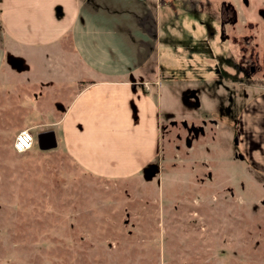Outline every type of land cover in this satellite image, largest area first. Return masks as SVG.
<instances>
[{"label":"rangeland","instance_id":"rangeland-1","mask_svg":"<svg viewBox=\"0 0 264 264\" xmlns=\"http://www.w3.org/2000/svg\"><path fill=\"white\" fill-rule=\"evenodd\" d=\"M146 1L157 16L155 50L126 78L139 81L137 90L147 87L163 114L176 116L183 111L182 92L197 88L194 116L213 118L218 128L179 149L172 128L160 140L152 178L143 173L148 162L127 177L94 174L72 154L74 138L65 133L76 83H85L70 37L45 47L7 49L8 68L0 69V264H264V96L237 98L232 83L221 84L206 69L214 67L210 58L180 56L208 37L199 23L202 12L196 17L186 6L193 0ZM222 3L237 15L226 26L229 44L251 32L264 56V19L256 15L264 0H248L247 6L208 0L201 10L218 19ZM136 35L106 49L113 67L126 64L131 52L137 60L136 48L150 49ZM209 43L221 48L216 38ZM11 57L16 67L8 63ZM22 129L31 131L35 144L18 153L13 142ZM45 130L54 131L57 145L40 150L36 136ZM82 135L87 140L93 129L86 126ZM101 143L97 150L109 147ZM207 172L210 179L200 181Z\"/></svg>","mask_w":264,"mask_h":264},{"label":"crops","instance_id":"crops-1","mask_svg":"<svg viewBox=\"0 0 264 264\" xmlns=\"http://www.w3.org/2000/svg\"><path fill=\"white\" fill-rule=\"evenodd\" d=\"M156 19L146 0H0V69L8 68L3 65L9 48L45 47L70 37L85 83H76L79 88L65 112L68 117L65 133L74 138L68 141L72 154L94 174L127 177L139 172L155 156L159 103L156 99L152 101L154 96L147 87L136 89L139 82L136 78L126 77L128 70L144 65L154 53ZM149 27L152 35L148 34ZM137 30L145 32L144 37L136 35ZM133 35L141 42L145 40V45L152 40L153 47L146 45L147 49L150 45L147 51L136 48L137 60L131 52L126 64L123 61L121 66L113 67L106 49L122 36ZM45 52V58L55 53ZM8 63L15 65L12 57ZM55 64L59 66L58 62ZM157 88L160 90V84ZM131 103L136 108V121ZM77 124L82 126L81 130ZM86 126L94 133L87 140L82 135ZM102 130H106L109 140L102 137ZM121 132L128 137L121 136ZM101 142L109 147L97 150Z\"/></svg>","mask_w":264,"mask_h":264},{"label":"flooded vegetation","instance_id":"flooded-vegetation-1","mask_svg":"<svg viewBox=\"0 0 264 264\" xmlns=\"http://www.w3.org/2000/svg\"><path fill=\"white\" fill-rule=\"evenodd\" d=\"M188 1V0H187ZM208 0H193L191 3H187L188 10L191 14L197 17L198 13L204 15V19L200 20L199 23L203 24L206 28L208 37H204L198 40L194 45L186 47L185 51L180 54L185 59H203L204 57L210 58L213 61L214 67L207 66V70H214V74L219 76L218 79L224 83H232L234 89L233 96L237 98H254L258 99L262 90L264 92V56H262L258 50H256L257 41L253 39L251 32H241L237 38L232 40L229 44V35L226 31V26L231 22H234L237 15L233 14V10L225 4H221L219 7L218 19L213 18L212 15L201 10L207 5ZM205 2V3H203ZM241 3L245 6L248 5V0H241ZM58 8V7H57ZM60 11V10H59ZM256 15L260 19H264V8L257 7ZM217 39L221 42V48L213 50L210 46L209 41ZM220 49V50H219ZM203 56V57H200ZM143 83V82H142ZM50 85V82L48 83ZM52 85V84H51ZM137 86V85H136ZM145 87L141 85L143 90ZM198 89H187L182 92V104L183 108L180 114L165 113L161 112V109L157 112V123H158V141L156 153L161 152V139L166 135L170 134L171 129L174 128L173 139L177 141L175 149H179L181 144L185 148H190L194 140H197L200 136L209 135L210 132L218 128L217 120L210 117H203L197 119L194 116V112L200 105L198 99ZM230 93L227 95L229 96ZM132 108H135L134 104L131 103ZM225 106V102H224ZM136 109V108H135ZM194 111V112H192ZM186 114V116L184 115ZM188 117L192 118L190 121ZM171 137H167V141ZM159 148V152L157 149ZM154 156V157H155ZM154 157L148 161L144 168V175L147 177L151 174L152 178L157 173V162L154 161ZM234 157L241 158L237 152ZM242 159V158H241ZM198 177L200 181L206 176L210 179V173H205Z\"/></svg>","mask_w":264,"mask_h":264},{"label":"water","instance_id":"water-1","mask_svg":"<svg viewBox=\"0 0 264 264\" xmlns=\"http://www.w3.org/2000/svg\"><path fill=\"white\" fill-rule=\"evenodd\" d=\"M60 8H56V11L59 12ZM133 111V119L136 121L137 120V115H136V109L132 108ZM76 127L81 130L82 126L80 124H77ZM36 143H37V147L40 150H48V149H52L55 148L57 145V141H56V137H55V133L53 130H45L40 132L39 134H37L36 136ZM151 174L148 176L150 177Z\"/></svg>","mask_w":264,"mask_h":264},{"label":"built area","instance_id":"built-area-1","mask_svg":"<svg viewBox=\"0 0 264 264\" xmlns=\"http://www.w3.org/2000/svg\"><path fill=\"white\" fill-rule=\"evenodd\" d=\"M144 85H147V82H143ZM35 144V138L31 131L28 129H22L18 131L15 136L13 147L14 150L18 153H22L30 150Z\"/></svg>","mask_w":264,"mask_h":264}]
</instances>
